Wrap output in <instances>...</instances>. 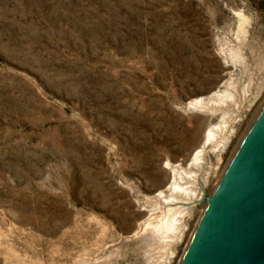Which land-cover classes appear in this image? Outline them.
<instances>
[{"label": "rangeland", "instance_id": "374dc122", "mask_svg": "<svg viewBox=\"0 0 264 264\" xmlns=\"http://www.w3.org/2000/svg\"><path fill=\"white\" fill-rule=\"evenodd\" d=\"M263 102L264 0H0V264H178Z\"/></svg>", "mask_w": 264, "mask_h": 264}, {"label": "water", "instance_id": "95a60500", "mask_svg": "<svg viewBox=\"0 0 264 264\" xmlns=\"http://www.w3.org/2000/svg\"><path fill=\"white\" fill-rule=\"evenodd\" d=\"M178 264H264V102L229 157Z\"/></svg>", "mask_w": 264, "mask_h": 264}, {"label": "bare ground", "instance_id": "6f19581e", "mask_svg": "<svg viewBox=\"0 0 264 264\" xmlns=\"http://www.w3.org/2000/svg\"><path fill=\"white\" fill-rule=\"evenodd\" d=\"M241 16V15H240ZM246 17V16H245ZM241 19H242V16H241ZM245 20H246V18H244ZM242 22H244V21H242ZM238 53V52H237ZM231 54V53H230ZM234 54H235V52H234ZM240 56V55H239ZM232 58H233V56H232ZM232 83V82H231ZM232 85V84H231ZM227 86V85H226ZM225 89H227V87L226 88H224L223 90H225ZM228 90V89H227ZM221 91V90H220ZM222 92V91H221ZM231 92H233V91H230L229 93H231ZM220 93V92H219ZM219 93L217 92V91H215L214 90V92L212 93V94H217V95H219ZM223 93H225V92H223ZM227 94V93H226ZM226 94H224V95H226ZM217 95H215V97L217 98ZM231 95V94H230ZM221 96V95H220ZM232 96H233V94H232ZM231 96V97H232ZM235 96H233L232 97V99L234 98ZM220 98V97H219ZM222 98V97H221ZM226 98H229V97H226ZM226 98L224 99V100H226ZM211 99V100H210ZM230 100H231V98H230ZM217 101H219V100H217ZM217 101H216V103H217ZM227 101H228V99H227ZM212 102V98L211 97H209L207 100H205V98H202V97H195L194 99H191V100H189L188 101V103H187V107L188 108H191V107H193V108H191V110L192 109H194V107L195 108H200V109H202V111L203 110H205V108H207V109H210V110H213L212 108H211V106L210 105H213L214 104V102H213V104L211 103ZM226 103V102H225ZM222 104V103H221ZM215 105V104H214ZM210 106V107H209ZM216 106V105H215ZM222 106V105H221ZM213 107V106H212ZM223 107V106H222ZM215 108V107H214ZM218 108V107H217ZM200 109H198V110H200ZM206 109V110H207ZM220 109H221V107H220ZM224 109V108H223ZM223 109H221V110H223ZM225 109H226V107H225ZM209 111V110H208ZM215 111V110H214ZM213 111V112H214ZM217 111H219V110H217ZM225 110H223V112H224ZM210 112V111H209ZM213 112H211V113H213ZM227 112V111H226ZM222 113V112H221ZM224 114H228V113H224ZM222 115H223V113H222ZM230 115V114H229ZM226 116V115H225ZM225 118L226 117H221V120L220 121H218V122H216V123H214V124H209V126L207 127V129H206V131H205V134H204V140L202 141V143L193 151V153H192V155H191V157H190V163H189V166H194V165H196V167H198V165L201 163L200 162V160L202 159V157H203V154L205 153V148H206V145H207V143L209 142V140H211L213 137L215 138L216 137V134H218V133H220L222 130H226V125H225V122H226V120H225ZM228 121V120H227ZM214 140H216V138L214 139ZM213 140V141H214ZM209 144V143H208ZM171 165V164H170ZM180 164H178V166H179ZM175 166V165H174ZM171 167V166H170ZM174 169H175V167H173ZM178 168H180V167H178ZM183 168V167H182ZM192 168V167H191ZM184 169H186V168H184ZM196 169H198V168H196ZM180 170H181V168H180ZM183 170V169H182ZM181 170V171H182ZM189 170V169H188ZM186 171V170H185ZM196 171V170H195ZM173 172H174V170H173ZM172 172V173H173ZM180 172V171H179ZM183 172V171H182ZM187 172V171H186ZM190 172H192V171H189V173ZM176 173H178V171L176 172ZM184 173V172H183ZM182 173V174H183ZM188 173V172H187ZM185 176L186 175H184V178H185ZM188 176V177H187ZM186 177H187V180H188V182H189V186H186V187H184V191H185V193H186V196L188 195V197L189 198H194V201H197V202H199V205L200 206H202V207H204V205H205V203H206V201H207V199L209 198V196H210V194L209 193H207V195H206V199L205 200H200L199 198H200V194L198 195L197 194V190L199 189V188H197V183H198V177H197V174H194V175H190L189 176V174L187 175ZM177 178H178V176H177ZM183 179V178H182ZM182 182V181H181ZM187 182V183H188ZM183 183V182H182ZM187 185V184H186ZM176 188V187H181V184H179V182L177 181V179L175 178V175H174V173H173V175H172V180H170L169 181V183L168 184H166L165 186H164V188H162V189H160L159 190V193H158V195H160V194H162L164 197H165V192H171V194L170 195H172L173 194V192H172V190H173V188ZM175 193H176V191H174ZM178 192H179V190H178ZM203 193V192H202ZM179 194V193H178ZM177 194V195H178ZM169 195V194H168ZM169 195V196H170ZM185 196V195H184ZM180 197V196H179ZM178 196H177V198H179ZM199 197V198H198ZM167 198H168V196H167ZM174 198V197H173ZM188 200V199H187ZM181 201V200H180ZM190 201V200H189ZM167 204H169L168 205V211L169 210H173L172 208H173V204L175 203V202H173L172 200L171 201H168V202H166ZM165 204V203H164ZM184 204V203H183ZM176 205V204H175ZM178 206V205H177ZM157 207V206H156ZM176 208H178V207H176ZM180 208V207H179ZM184 208V207H183ZM188 208H190V209H192V207H188ZM167 209V208H166ZM159 210V209H158ZM180 210V209H179ZM193 210V209H192ZM181 211V210H180ZM160 212V211H159ZM179 212V211H178ZM184 212V211H183ZM181 212H179V214H180ZM187 213V212H186ZM171 214V213H170ZM173 214V213H172ZM175 214V213H174ZM157 215V214H156ZM155 215V216H156ZM158 215H160L159 213H158ZM185 215V214H184ZM162 216V215H161ZM170 216V215H169ZM169 216L167 217V221L165 222V223H163V222H161L162 224L161 225H158L159 227H161L163 224H166V226L167 227H169V229H170V227H172V226H175L176 227V223H173V221H171V220H169ZM177 216V215H176ZM159 217V216H158ZM163 217H164V213H163ZM183 218V217H182ZM174 219V218H173ZM180 219V218H179ZM160 220V219H159ZM162 220V219H161ZM164 220V219H163ZM175 220H178V217H176L175 219H174V221ZM146 220H144L143 221V223L145 222ZM151 221V220H150ZM157 222V221H156ZM170 222V223H169ZM176 222V221H175ZM169 223V224H168ZM179 223V222H178ZM156 224H158V222L156 223ZM155 224V227L157 226ZM159 224H160V222H159ZM145 224H143L142 226H144ZM141 226V225H140ZM164 226V225H163ZM162 226V227H163ZM148 227V225L146 226V228ZM158 227V228H159ZM166 227V228H167ZM142 228V227H141ZM158 228H156V229H158ZM173 229V228H172ZM181 229H182V227H181ZM159 230V229H158ZM175 230V229H174ZM179 230V229H178ZM164 231V230H163ZM160 232V231H159ZM159 232H157V233H159ZM169 232V231H168ZM163 234V233H162ZM167 236V235H166Z\"/></svg>", "mask_w": 264, "mask_h": 264}]
</instances>
